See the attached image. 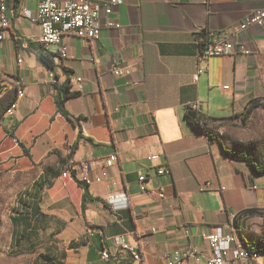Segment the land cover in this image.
<instances>
[{"label":"crops","instance_id":"0c3cea01","mask_svg":"<svg viewBox=\"0 0 264 264\" xmlns=\"http://www.w3.org/2000/svg\"><path fill=\"white\" fill-rule=\"evenodd\" d=\"M39 3L8 0L10 24L0 27V157L12 156L13 174L34 177L31 192L45 183L34 214L30 207L21 254H36L38 264H166L179 251L180 264H206L211 248L204 236L227 222L264 251V174L228 156L219 139L186 117L189 107L200 110L219 122L214 129L227 148L258 158L248 144L264 136V27L240 35L250 54L203 60L195 32L226 33L264 9V0H126L109 17L121 28L103 27L97 41L65 35V58H55L59 45H44L39 22L22 14L23 6L35 12ZM114 65H131L132 72L115 75ZM68 81L78 93L65 108L79 125L57 109L58 85ZM72 164L75 177L62 176ZM163 166L170 171L159 173ZM24 228L19 221V236Z\"/></svg>","mask_w":264,"mask_h":264},{"label":"built area","instance_id":"2783aa9c","mask_svg":"<svg viewBox=\"0 0 264 264\" xmlns=\"http://www.w3.org/2000/svg\"><path fill=\"white\" fill-rule=\"evenodd\" d=\"M7 1L0 0V27L6 28L10 24L7 16ZM126 0H40L35 12L23 6L21 11L23 16L34 19L41 25L42 43L46 46L59 45L55 58H65L68 56V47L63 43L65 35L83 37L88 40L97 41L100 38L101 29L105 26L121 28L120 22H110V14L115 8L124 5ZM252 26L264 27V9H257L250 12L243 20L232 25L228 32L220 33L208 28H199L196 30V42L199 47L198 59H208L212 56H226L240 52L250 54L251 50L241 44L239 37L242 33L247 32ZM5 38L0 32V41ZM97 61H99L97 59ZM195 76L197 80L200 72ZM132 72L131 65L118 66L114 65L113 73L115 75H130ZM77 83L81 82L80 77H75ZM227 87V86H226ZM116 156H112L108 165H113ZM150 159L157 164L160 160L159 154L155 153ZM76 169L74 164L70 165L67 173L61 174L64 177L74 178L73 171ZM168 167H161L158 172L163 174L169 172ZM107 173H103L106 177ZM87 179L82 175V180ZM102 179V177H98ZM146 176L140 175V181L144 185ZM86 182V181H85ZM163 195L162 191L159 192ZM209 242L211 254L207 258L206 264H257L260 255H244L241 252L240 244L233 235V222H227L216 226L213 231L206 233L204 236ZM116 244L122 246V251L127 254L128 244L122 236L114 238ZM196 251L191 254L195 256ZM101 256L108 259L109 253L106 249L102 250ZM134 259H140L141 256L137 251H132ZM183 254L179 251L171 254L167 258L166 264H180ZM121 262V259H119Z\"/></svg>","mask_w":264,"mask_h":264},{"label":"rangeland","instance_id":"374dc122","mask_svg":"<svg viewBox=\"0 0 264 264\" xmlns=\"http://www.w3.org/2000/svg\"><path fill=\"white\" fill-rule=\"evenodd\" d=\"M208 124L214 128L219 122L208 120ZM248 146L258 160L264 161V136L255 138ZM13 163L12 156L7 160L0 157V264H33L36 254L15 256L16 250L11 251L15 243V239L12 240L14 224L11 217L19 212L31 213L30 207L34 205L31 192L34 177L13 174ZM40 264H43L42 261Z\"/></svg>","mask_w":264,"mask_h":264},{"label":"trees","instance_id":"16d2710c","mask_svg":"<svg viewBox=\"0 0 264 264\" xmlns=\"http://www.w3.org/2000/svg\"><path fill=\"white\" fill-rule=\"evenodd\" d=\"M14 4H18L20 3L21 0H11ZM42 60L50 67H54L55 63L53 58L51 57V55L49 53H46L44 51H41L40 54ZM71 87V83L65 82L62 85H58V95H57V100H56V104H57V109L60 113H62L67 119H69L72 123L79 125L80 124V119L76 116H74L73 114H71L70 112H68L65 108V102L66 100L73 95H76L78 92L76 91H72L70 89ZM257 102L254 101L252 103V105H250V107H248V109L246 110V113L243 117V125L246 124L247 118L250 115L252 109L257 106ZM186 117L188 119V121L192 124V126L197 129L200 132L205 133L206 135H208L209 137H211L212 139H219L222 145V149L224 151V153H226L228 156L235 158V159H241L246 161L249 166L258 174H264V161L258 160V158H256L253 153L251 152V150L247 149V150H243V151H236V150H232L227 148L224 144L222 139L220 138L219 134L215 131L214 128L208 127V118H206L204 116V114L196 109V108H192L189 107L186 111ZM81 136V134L79 135ZM68 168V167H67ZM65 170V169H64ZM63 170V171H64ZM62 173V172H61ZM74 174V173H73ZM80 184L83 185V187L85 188V192H84V199H86L88 196H90L89 194V189H88V184L85 181H80ZM45 187V183L43 181H40L38 183V185L36 186V191L33 192V201H34V207H33V214L36 211V203L38 201V198L40 196V193L42 191V189ZM30 218H31V213H25V212H19L16 213L15 215H13V217H11L12 222L14 224V228H13V232H12V240L15 239V243L14 246L12 248L11 251L16 250L15 252V256L20 255L23 251H21L20 244L22 242V240L25 238L26 234H27V225L30 223ZM21 221L24 225V231L21 233V235L19 236V234L17 233L16 230V226L17 223ZM248 244V243H247ZM249 245V244H248ZM250 246V245H249ZM252 251H260L263 252L262 250L258 249V248H253L252 246H250ZM18 250V251H17ZM46 259H49L48 256H43V260L45 261ZM33 264H38V262H34ZM51 264H60L59 262L56 261H51Z\"/></svg>","mask_w":264,"mask_h":264},{"label":"bare ground","instance_id":"6f19581e","mask_svg":"<svg viewBox=\"0 0 264 264\" xmlns=\"http://www.w3.org/2000/svg\"><path fill=\"white\" fill-rule=\"evenodd\" d=\"M69 168H70V166L68 168H66L62 172V174L67 173V171L69 170ZM233 235L236 238V240L238 241V243L240 244L241 252L244 255H253V251H252L251 247L244 240H242L241 238H239L235 233H233ZM255 254L262 255L264 253L263 252H260V251H255Z\"/></svg>","mask_w":264,"mask_h":264},{"label":"water","instance_id":"95a60500","mask_svg":"<svg viewBox=\"0 0 264 264\" xmlns=\"http://www.w3.org/2000/svg\"><path fill=\"white\" fill-rule=\"evenodd\" d=\"M200 109H201V107H200Z\"/></svg>","mask_w":264,"mask_h":264}]
</instances>
